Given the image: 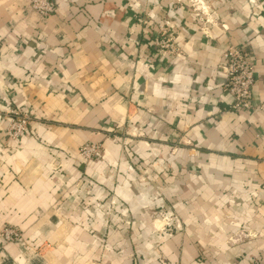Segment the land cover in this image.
<instances>
[{"label":"crops","instance_id":"crops-1","mask_svg":"<svg viewBox=\"0 0 264 264\" xmlns=\"http://www.w3.org/2000/svg\"><path fill=\"white\" fill-rule=\"evenodd\" d=\"M53 1L0 0V234L22 235L0 236V264L264 258V0ZM231 45L257 72L252 110L224 88ZM11 108L30 117L17 139Z\"/></svg>","mask_w":264,"mask_h":264},{"label":"built area","instance_id":"built-area-1","mask_svg":"<svg viewBox=\"0 0 264 264\" xmlns=\"http://www.w3.org/2000/svg\"><path fill=\"white\" fill-rule=\"evenodd\" d=\"M30 3L33 9L37 10L44 17L51 15L56 10L53 0H30ZM198 3L201 9L207 11V6L203 1H199ZM222 26L227 28L226 24ZM158 33L156 39L157 46L161 49L174 50L173 41L171 38L166 37L165 26H161ZM224 60L221 72L226 76L224 88L233 97L232 108L238 111L254 109L252 88L257 81V72L250 60V56L241 47L231 45L224 53ZM5 118L8 122L6 132L11 139L20 138L29 127V115L21 112L19 109H9ZM103 154L104 147L98 142H87L82 145L80 150L81 157L88 161L101 159ZM2 232V236L7 243L20 241L22 238L21 232L10 225L5 226Z\"/></svg>","mask_w":264,"mask_h":264},{"label":"rangeland","instance_id":"rangeland-1","mask_svg":"<svg viewBox=\"0 0 264 264\" xmlns=\"http://www.w3.org/2000/svg\"><path fill=\"white\" fill-rule=\"evenodd\" d=\"M204 2V1H203ZM206 5V4H205ZM207 6V5H206ZM114 133L116 131H113ZM113 137H117V136H113ZM102 144V143H101ZM163 213H159L158 218L162 219V220H165V225L163 230L160 232V233H167V234H172L174 232V229L172 228V226L175 225V222H176V218L178 215H176L174 212H171L169 210L167 211H162ZM165 212V213H164ZM5 226H9V225H5ZM5 226H3L2 230L5 228ZM1 230V232H2ZM249 233V232H248ZM247 233V234H248ZM3 232L0 234L1 238L3 241H6L4 240L3 236H2ZM250 235V233L248 234ZM231 241H241V237L239 234L237 233H234L230 239ZM251 264H264V258H259V257H255L254 259H252L251 261Z\"/></svg>","mask_w":264,"mask_h":264}]
</instances>
